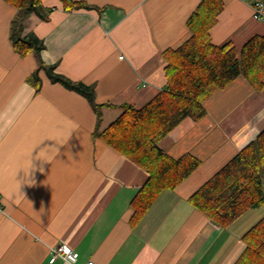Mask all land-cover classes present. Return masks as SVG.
I'll list each match as a JSON object with an SVG mask.
<instances>
[{
    "label": "crops",
    "instance_id": "obj_1",
    "mask_svg": "<svg viewBox=\"0 0 264 264\" xmlns=\"http://www.w3.org/2000/svg\"><path fill=\"white\" fill-rule=\"evenodd\" d=\"M82 1L86 7L65 10L60 0H43L24 14L0 0V264H233L242 235L261 218L247 214L256 208L222 228L188 197L264 129V87L236 78L205 100L201 119H184L160 141L170 155L189 152L201 163L131 226L129 203L148 174L93 134L123 104L141 107L162 89V52L188 36L200 0ZM223 1L211 42L239 51L264 33V20L252 17L255 0ZM19 37L42 48L21 56ZM56 76L89 88L102 104L100 121L88 97ZM42 139L33 156L47 147L49 161L34 159L33 180L19 189L13 172ZM61 244L74 263L48 261Z\"/></svg>",
    "mask_w": 264,
    "mask_h": 264
},
{
    "label": "trees",
    "instance_id": "obj_2",
    "mask_svg": "<svg viewBox=\"0 0 264 264\" xmlns=\"http://www.w3.org/2000/svg\"><path fill=\"white\" fill-rule=\"evenodd\" d=\"M43 0H6L24 14ZM264 2V0H262ZM65 10L86 7L82 0H60ZM224 8L223 0H200L186 21L188 36L162 52L165 84L141 107L122 105V112L105 129L93 134L147 172L148 177L131 199V226L147 213L160 193L175 189L201 163L192 153L174 157L159 143L184 119H201L204 102L238 77L256 91L264 87V33L249 38L238 51L227 42H211V29ZM23 16V15H22ZM21 56L38 53L42 44L27 37L13 41ZM85 94L97 121L102 104L81 83L55 77ZM191 205L218 227H227L248 209L264 204V129L228 159L188 197ZM244 248L233 264H264V215L242 235Z\"/></svg>",
    "mask_w": 264,
    "mask_h": 264
},
{
    "label": "built area",
    "instance_id": "obj_3",
    "mask_svg": "<svg viewBox=\"0 0 264 264\" xmlns=\"http://www.w3.org/2000/svg\"><path fill=\"white\" fill-rule=\"evenodd\" d=\"M252 17L257 20H264V2L262 0H255L252 5ZM63 258L65 261L74 263L76 261V254L64 244L57 245L50 248L49 262H54L56 258ZM86 264H96L94 261H88Z\"/></svg>",
    "mask_w": 264,
    "mask_h": 264
},
{
    "label": "clouds",
    "instance_id": "obj_4",
    "mask_svg": "<svg viewBox=\"0 0 264 264\" xmlns=\"http://www.w3.org/2000/svg\"><path fill=\"white\" fill-rule=\"evenodd\" d=\"M45 139H42L41 141L34 144L31 148V151H30L27 159L23 163L19 164L18 167L15 168V170L13 172V179L16 181L19 189H20L21 184H25V183L28 184V181L33 180L31 178V170L35 169L37 167L36 164L33 163L34 159H41L43 161H49V158L46 156V153L48 151L47 147L40 148V150L36 153V155L33 156L34 148H36L38 145H40L41 142L44 141ZM49 139L55 140V137H50ZM41 169H43V168L41 167L40 171H41ZM18 170H23V175L20 176L19 178L17 176Z\"/></svg>",
    "mask_w": 264,
    "mask_h": 264
},
{
    "label": "rangeland",
    "instance_id": "obj_5",
    "mask_svg": "<svg viewBox=\"0 0 264 264\" xmlns=\"http://www.w3.org/2000/svg\"><path fill=\"white\" fill-rule=\"evenodd\" d=\"M20 38V37H19ZM18 202V201H17ZM0 210L3 212V213H5L4 211H3V209H2V205H1V203H0ZM251 212H253V214H256L255 215V217H254V221H256L258 218H260V217H262L263 215H264V204L261 206V207H258V208H256L254 211H250L249 213H247V214H250ZM24 213H26V211H24ZM26 215V217L28 218V217H30V215L28 214V213H26L25 214ZM8 216H9V214H8ZM247 216L248 215H244V217H242L241 218V220L237 223V227H239L240 226V224L247 218ZM13 219V221L16 223V224H19V225H21V227H23L24 228V226L20 223V222H18L17 220H15L14 218H12ZM23 222H25V221H23ZM253 223V222H252Z\"/></svg>",
    "mask_w": 264,
    "mask_h": 264
}]
</instances>
